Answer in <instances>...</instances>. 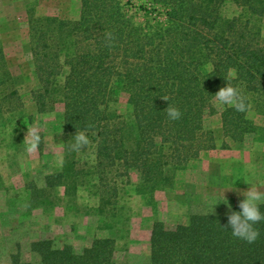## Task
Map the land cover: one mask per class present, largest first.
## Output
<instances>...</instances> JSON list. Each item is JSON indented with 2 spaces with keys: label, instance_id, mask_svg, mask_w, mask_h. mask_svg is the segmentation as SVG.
<instances>
[{
  "label": "trees",
  "instance_id": "trees-1",
  "mask_svg": "<svg viewBox=\"0 0 264 264\" xmlns=\"http://www.w3.org/2000/svg\"><path fill=\"white\" fill-rule=\"evenodd\" d=\"M225 1L153 0L165 21L144 25L122 0H80L77 19L38 16L28 6L38 82L32 99L39 113L62 102L67 135L61 168L46 174L42 186L26 183L35 206L52 205L57 187L74 197L85 172L96 175L98 214L116 209L118 178L129 181L130 171L139 175L136 191L151 201L190 160L218 148L206 115L219 112L223 136L234 142L264 133V124L247 117L253 109L264 121V0H229L240 8L229 18ZM118 92L128 95V119L111 108ZM22 107L0 42V115ZM87 148L93 165L84 171L78 154ZM29 251L32 259H24L17 249L10 264H137L118 263L111 238L79 250L40 238ZM148 264H264V202L193 212L174 226L155 220Z\"/></svg>",
  "mask_w": 264,
  "mask_h": 264
},
{
  "label": "rangeland",
  "instance_id": "rangeland-1",
  "mask_svg": "<svg viewBox=\"0 0 264 264\" xmlns=\"http://www.w3.org/2000/svg\"><path fill=\"white\" fill-rule=\"evenodd\" d=\"M122 3L134 14L137 24L165 21L164 10L153 0ZM28 6L38 16L77 19L80 13V0H0V42L23 105L22 110L0 115V264H10V256L17 249L22 258L32 259L29 243L40 238H50L57 245L70 243L77 250L95 238H111L115 240L118 263L148 264L155 220L174 226L186 223L193 212H226L228 207L264 202V133L249 134L241 142L231 141L223 136L216 112L204 117V126L213 131L218 148L190 160L176 172L173 186L155 191L151 201L136 191L139 175L130 171L129 181L118 178L116 209L98 214L96 175L85 172L74 197L57 187L52 190V205L35 206L26 183L31 180L42 186L46 174L61 168L67 135L62 132V102L57 98L51 111L39 113L32 99L38 82L28 39ZM222 13L233 17L240 8L227 0ZM261 31L264 36V19ZM233 100L230 97L228 103L233 104ZM127 101L128 95L118 92L111 103V108L125 119L131 115ZM215 104L220 109V104ZM247 117L258 126L264 124L263 117L253 109ZM35 134L42 141L40 150ZM224 141L229 149L220 148ZM78 156L79 168L91 170V149ZM105 223L112 227H105Z\"/></svg>",
  "mask_w": 264,
  "mask_h": 264
},
{
  "label": "crops",
  "instance_id": "crops-1",
  "mask_svg": "<svg viewBox=\"0 0 264 264\" xmlns=\"http://www.w3.org/2000/svg\"><path fill=\"white\" fill-rule=\"evenodd\" d=\"M215 150V149H214Z\"/></svg>",
  "mask_w": 264,
  "mask_h": 264
}]
</instances>
